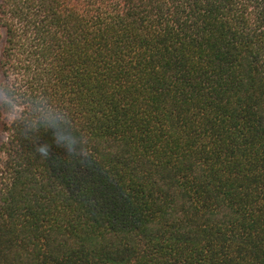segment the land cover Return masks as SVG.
<instances>
[{
    "label": "trees",
    "instance_id": "trees-1",
    "mask_svg": "<svg viewBox=\"0 0 264 264\" xmlns=\"http://www.w3.org/2000/svg\"><path fill=\"white\" fill-rule=\"evenodd\" d=\"M0 126V264H264V0H0Z\"/></svg>",
    "mask_w": 264,
    "mask_h": 264
},
{
    "label": "clouds",
    "instance_id": "clouds-1",
    "mask_svg": "<svg viewBox=\"0 0 264 264\" xmlns=\"http://www.w3.org/2000/svg\"><path fill=\"white\" fill-rule=\"evenodd\" d=\"M66 148H69L71 150L73 147H75V144L73 143V140L70 138H66L65 140V145ZM45 151L47 150V146H44Z\"/></svg>",
    "mask_w": 264,
    "mask_h": 264
},
{
    "label": "rangeland",
    "instance_id": "rangeland-1",
    "mask_svg": "<svg viewBox=\"0 0 264 264\" xmlns=\"http://www.w3.org/2000/svg\"><path fill=\"white\" fill-rule=\"evenodd\" d=\"M4 133H3V131H2V129H1V126H0V141L4 138Z\"/></svg>",
    "mask_w": 264,
    "mask_h": 264
}]
</instances>
